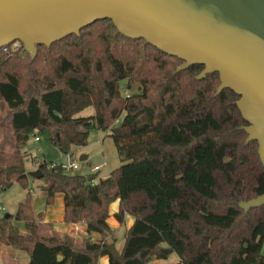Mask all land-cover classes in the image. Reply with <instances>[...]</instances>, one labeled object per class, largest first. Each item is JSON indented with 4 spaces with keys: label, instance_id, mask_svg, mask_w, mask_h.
I'll return each instance as SVG.
<instances>
[{
    "label": "trees",
    "instance_id": "1",
    "mask_svg": "<svg viewBox=\"0 0 264 264\" xmlns=\"http://www.w3.org/2000/svg\"><path fill=\"white\" fill-rule=\"evenodd\" d=\"M182 63L125 36L110 19L39 45L35 58L20 42L0 48V162L8 145L20 155L35 130L39 137L47 130L64 154L99 130L109 131L123 163L97 178L99 170L69 173L36 158L47 203L63 194L65 222H84L88 233L102 235L75 245L68 236L37 232L23 152L18 165L0 170H16L29 187L17 212L0 216V244L25 251L29 264H98L102 256L109 264H152L174 253L172 264H264V205L240 207L264 193V166L258 142L247 140L240 97L230 88L216 94L218 72L199 79L203 64L176 72ZM88 107L94 113L81 115ZM9 183H0V192ZM116 200L118 222L134 218L122 249L108 240ZM12 218L27 232L15 230Z\"/></svg>",
    "mask_w": 264,
    "mask_h": 264
},
{
    "label": "water",
    "instance_id": "2",
    "mask_svg": "<svg viewBox=\"0 0 264 264\" xmlns=\"http://www.w3.org/2000/svg\"><path fill=\"white\" fill-rule=\"evenodd\" d=\"M104 19L182 59L176 72L193 64L204 65L199 79L218 72L216 94L230 88L239 95L247 140L258 142L264 166V0H0V48L20 42L35 58L39 45ZM29 175L43 173L38 167ZM261 205L264 193L240 202L245 210Z\"/></svg>",
    "mask_w": 264,
    "mask_h": 264
},
{
    "label": "rangeland",
    "instance_id": "3",
    "mask_svg": "<svg viewBox=\"0 0 264 264\" xmlns=\"http://www.w3.org/2000/svg\"><path fill=\"white\" fill-rule=\"evenodd\" d=\"M15 43V45H17ZM121 86H122V93L125 95L129 92L126 88L127 81L121 80ZM94 113V108L93 107H88L85 110H83L80 114L81 115H90ZM4 114V111H0V115ZM37 130H35L30 136L29 139L26 142V145L23 147V152H26L27 155L21 159L25 173L28 175L29 172L34 171L36 169L37 163H36V158L37 159H44L48 162L52 161H58L59 159L61 161L65 160L64 153L60 151V149L55 146L50 139L49 133L47 130H44L40 134V140L35 141V133ZM3 137V131L0 128V141ZM103 141H105L106 145L109 144L111 152H109V162L112 166H115L116 159L118 162V165L115 166V168L121 166L123 164L121 160L119 159V154L117 153V149L112 141V139L109 137V131L103 132L99 130H92L90 132V135L88 137V142L85 146H79V147H74L73 149V156L74 158L78 161L79 167L77 169H74L73 171L69 173H80V174H88L91 166L97 164L98 162L102 161L105 156L106 150L103 148ZM4 156L2 159L1 166H10L11 165H18L20 163V156H22L23 152L15 156L13 154L14 149L11 146H6L4 148ZM82 154H89L90 157L87 160H80V156ZM38 168V167H37ZM14 172V173H13ZM16 170H12L11 174H2L0 173V179H5L6 183H9V189L5 191L4 193H1L0 195V206L5 207L4 214L10 213V214H15L17 212V208L19 206V203L22 202L28 192H29V187L34 188V192L40 190V185L44 183L43 180L38 179V178H33L28 175V183L29 187L25 189L16 179ZM105 171L102 169L98 177H100V174H104ZM43 181V182H42ZM30 194H33V192H30ZM32 200H33V195H32ZM10 224L13 226L15 230H18L21 232V230L26 229L22 222H19L15 219L12 218L10 221ZM37 232L42 234V235H53L54 233H48L47 227L40 223L37 220H35ZM124 234L122 233L120 235V238L117 242V245L121 247L122 245V238ZM178 260L177 255L174 253L172 254L168 260L166 261H157L154 260L152 264L160 262L161 264H172ZM0 264H29V255L22 250H18L12 246L6 245V244H0Z\"/></svg>",
    "mask_w": 264,
    "mask_h": 264
},
{
    "label": "crops",
    "instance_id": "4",
    "mask_svg": "<svg viewBox=\"0 0 264 264\" xmlns=\"http://www.w3.org/2000/svg\"><path fill=\"white\" fill-rule=\"evenodd\" d=\"M39 140H35V141H39ZM103 145H104L103 146L104 150H106V148H108L106 150V151H108V155H107V152H105L104 159H102V161L98 162L97 164L91 166V168L89 170V173L93 172V167L100 166L99 172L102 169H104V171H105L104 174H100V177H102V178L106 177L112 170L115 169V166L118 165L117 159H116L117 164H115V166H112L110 164L109 158H108L109 152H111L110 146H109V144L106 145L105 141H103ZM117 153H118V151H117ZM82 155H84V154H82ZM86 155H87V159H89L90 155L89 154H86ZM64 157L66 159V154H64ZM119 159H120V157H119ZM58 161H61V160L59 159ZM37 167H38V165L36 166V169H37ZM5 169H7V167H5V166L2 167L1 163H0V170H5ZM2 174H6V172H3ZM28 175H29V173H28ZM38 179H41V178H38ZM5 182H6L5 179H0L1 184H5ZM43 184L44 183H42L40 185V187ZM3 187L4 188L0 192V195H1V193H4L5 191H7L10 188V187L5 188V186H3ZM30 191L33 192V194H32L33 195L32 205H33V210H34V213L36 215V218L38 219V221L40 223L44 224L47 227L48 233H54V234H58L60 236H68L75 245H82L84 243V241L86 240V238H90L93 241H99L102 239V235L99 232L88 233L86 231V225L84 222H82V223L65 222V220H64L65 208H64V196H63V194L57 193L55 196V199H54V203L48 204L46 196L41 192V188L37 192L36 191L34 192V188H30ZM119 206H120L119 200H116L110 204V206H109V214L110 215L107 219V222H108L109 226L114 230V234H113L112 238L114 237L116 245H117V242L120 238V235L122 233L124 234V236H123L124 238H122L123 243H122L121 247H119L117 245V247L119 249H122V247L124 245V241H125V231L128 227H130L132 225L134 218L131 215H126L125 223L120 224L118 222V220L114 217V213L118 211ZM4 209H5V207H4ZM22 224L26 228L24 222H22ZM26 232H27V229L21 230V233H26ZM98 264H109L108 257L107 256L100 257Z\"/></svg>",
    "mask_w": 264,
    "mask_h": 264
},
{
    "label": "built area",
    "instance_id": "5",
    "mask_svg": "<svg viewBox=\"0 0 264 264\" xmlns=\"http://www.w3.org/2000/svg\"><path fill=\"white\" fill-rule=\"evenodd\" d=\"M4 49H7V46H4ZM39 139H40L39 136H35V140H39ZM57 164H60L61 167L67 172H71L74 169H77L79 167L78 161L74 158L73 154H71V153L66 154L65 160L55 161V162L51 163L52 166L57 165ZM99 169H100V166H95V167H93V172H97ZM4 210H5L4 207L0 206V216L4 214Z\"/></svg>",
    "mask_w": 264,
    "mask_h": 264
}]
</instances>
